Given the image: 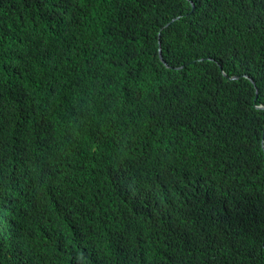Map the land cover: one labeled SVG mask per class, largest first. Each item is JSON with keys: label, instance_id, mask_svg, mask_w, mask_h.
I'll return each instance as SVG.
<instances>
[{"label": "trees", "instance_id": "1", "mask_svg": "<svg viewBox=\"0 0 264 264\" xmlns=\"http://www.w3.org/2000/svg\"><path fill=\"white\" fill-rule=\"evenodd\" d=\"M129 33L145 51L125 50L143 64H131L125 91L107 82ZM262 106L264 0H0L2 172L21 176L37 150L88 165L102 182L111 173L127 183L136 171L148 199L140 234L163 238L161 256L181 261L194 242L203 246L195 224L218 232L228 248L237 242L246 257L227 264H264ZM147 114L157 139L133 138L147 130L133 134L132 117L145 125ZM166 136L194 141L192 151ZM162 170L174 173L173 187L151 178ZM7 179L0 264H89L41 212L23 217L37 207L24 185ZM107 245L103 232L104 264H124L126 250L120 258Z\"/></svg>", "mask_w": 264, "mask_h": 264}, {"label": "clouds", "instance_id": "2", "mask_svg": "<svg viewBox=\"0 0 264 264\" xmlns=\"http://www.w3.org/2000/svg\"><path fill=\"white\" fill-rule=\"evenodd\" d=\"M160 35L161 33H159V55L164 61ZM133 48L145 51L136 36L129 33L116 51V61L111 70L116 74V77L107 82L125 91L130 90L131 64L137 67L143 66L141 62L125 53L126 49ZM104 70L109 72L105 64ZM90 73L95 77L93 68L90 69ZM94 77L91 78V81L95 83ZM107 83L103 85H107ZM99 90L91 100L96 98ZM260 108H264V106ZM144 116L147 119L145 125L139 122L138 117H132L136 124L133 134L141 133L143 129L147 130V133L144 136L132 137L156 140L157 136H149L152 132L150 124L153 126V120L148 114ZM166 137L172 142L189 143L188 146L192 151L194 141L185 140L182 136ZM3 146H0V180L8 178L7 181H12L16 179L21 191L23 185L26 187L25 192L37 207L34 211L23 209V217L27 218L32 213L41 212L55 223L58 238L63 242L64 247L71 254H81L86 257L89 264H104L106 250L101 246L103 232L108 239L107 249L109 251L115 252L121 258L126 250L124 264L137 260L139 264H227L237 256L246 257L245 253L236 247L237 242L228 248L218 232L210 230V233L207 234L203 227L195 226V224L192 229H197L202 233L199 238L205 235L203 246L194 242L188 250L190 256L185 255L181 261L161 256L160 252L165 248L160 244L163 238L149 240L140 234L147 212L148 199L146 191L142 188V181L136 179L139 177L136 171L132 174L133 180L127 183L121 182L111 173H108L107 179L102 182L100 175L88 165L80 168L72 163L69 157H56L48 152L37 150L32 159L24 165V173L21 176H14L2 172ZM11 153L13 155L12 149ZM113 161L123 166L127 164V157H118ZM149 165L152 164L141 163L139 166L145 170ZM151 178L162 180L165 189L167 186L173 187L175 184V175L170 170H162L157 176L153 173ZM219 186L233 193L231 188ZM193 189L196 193H200V189ZM12 219L15 226L16 219ZM181 234L183 233H178V235ZM143 244L150 246L152 252H149ZM69 247H72L73 250H70ZM200 252H203L204 255L196 258L191 257Z\"/></svg>", "mask_w": 264, "mask_h": 264}, {"label": "water", "instance_id": "3", "mask_svg": "<svg viewBox=\"0 0 264 264\" xmlns=\"http://www.w3.org/2000/svg\"><path fill=\"white\" fill-rule=\"evenodd\" d=\"M235 78H238V76H236Z\"/></svg>", "mask_w": 264, "mask_h": 264}]
</instances>
